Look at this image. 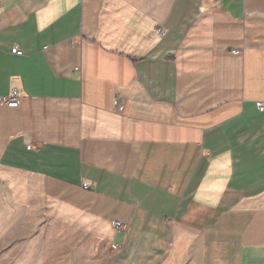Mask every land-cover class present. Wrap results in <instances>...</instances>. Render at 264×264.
I'll return each instance as SVG.
<instances>
[{"label": "crops", "instance_id": "obj_1", "mask_svg": "<svg viewBox=\"0 0 264 264\" xmlns=\"http://www.w3.org/2000/svg\"><path fill=\"white\" fill-rule=\"evenodd\" d=\"M13 90L0 185L21 236L264 264V0H0Z\"/></svg>", "mask_w": 264, "mask_h": 264}, {"label": "rangeland", "instance_id": "obj_2", "mask_svg": "<svg viewBox=\"0 0 264 264\" xmlns=\"http://www.w3.org/2000/svg\"><path fill=\"white\" fill-rule=\"evenodd\" d=\"M15 217L5 187L0 185V228L10 221L14 223ZM58 235L53 238L54 245L49 246L47 237L26 233L21 236L19 229H11L9 224L7 236L0 239V264H124L113 257L121 251H114L110 246L89 248L81 238L69 239ZM80 246L91 251H81Z\"/></svg>", "mask_w": 264, "mask_h": 264}, {"label": "built area", "instance_id": "obj_3", "mask_svg": "<svg viewBox=\"0 0 264 264\" xmlns=\"http://www.w3.org/2000/svg\"><path fill=\"white\" fill-rule=\"evenodd\" d=\"M166 30L163 29V28H158L156 30V35L159 37V38H164L166 36ZM11 54L13 56H17V57H20L22 56V52L20 50H18L17 48L13 49L11 51ZM22 100V98L18 95V93L13 90L9 96L7 97H0V106H4L6 108H10V109H14V108H17L20 104V101ZM258 110L260 112H263L264 111V106L263 105H258L257 106ZM115 110L116 112H121L122 111V107L120 106L119 104V100L116 99L115 100ZM83 189L84 190H89V186L87 184H84L83 186ZM112 225L115 229L117 230H121L123 225L119 222H112ZM112 250H115L117 251L118 250V247L114 246V245H111L110 246Z\"/></svg>", "mask_w": 264, "mask_h": 264}]
</instances>
